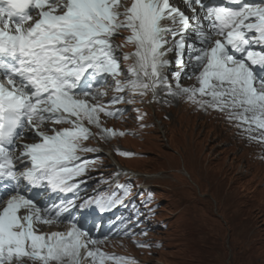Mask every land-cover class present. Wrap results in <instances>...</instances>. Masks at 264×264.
Instances as JSON below:
<instances>
[{
  "label": "snow or ice",
  "instance_id": "6c2138e0",
  "mask_svg": "<svg viewBox=\"0 0 264 264\" xmlns=\"http://www.w3.org/2000/svg\"><path fill=\"white\" fill-rule=\"evenodd\" d=\"M183 2L191 16L170 0H132L130 6L125 0H0V75L7 82L0 83V264H82L86 259L92 264H135L90 247L101 241L71 213L93 201L40 207L24 194L29 189L72 192L79 187L70 181L94 161L82 160L78 153L95 151L82 144L91 137L83 121L100 127V113L116 115L106 105L89 102L104 95L97 90L109 76L117 92L128 88L145 95L161 85L170 88L162 73L170 65L167 53L175 50L181 69L187 57L193 73H199L200 87H181L182 73L175 72L179 91L170 94L226 111L249 139L264 142V2L229 0L235 7ZM121 31L131 33L124 39L136 46L137 58V65L128 69L134 78L124 82L118 79L122 72L112 43ZM123 102L114 96L109 103ZM49 124L70 127L58 130ZM28 133L37 142L17 148L15 142ZM17 150L19 156L14 155ZM94 203L108 211L116 201ZM65 221L70 224L66 234H38V224Z\"/></svg>",
  "mask_w": 264,
  "mask_h": 264
},
{
  "label": "rangeland",
  "instance_id": "374dc122",
  "mask_svg": "<svg viewBox=\"0 0 264 264\" xmlns=\"http://www.w3.org/2000/svg\"><path fill=\"white\" fill-rule=\"evenodd\" d=\"M197 73L185 72L180 85L199 88ZM124 97L120 122L107 125L117 133L109 147L131 154L115 156L156 197L152 210L143 207L145 200L153 202L152 191L138 193L128 206L154 213L143 231L133 225L136 232L126 234L146 245L137 259L142 264H264V159L256 146L237 139L213 114L188 111L181 97L169 109ZM157 97L168 104L171 94L160 90ZM140 117H149L152 126L141 125ZM125 132L134 134L119 135ZM105 139L109 143L110 137ZM111 196L118 200L120 194Z\"/></svg>",
  "mask_w": 264,
  "mask_h": 264
},
{
  "label": "bare ground",
  "instance_id": "6f19581e",
  "mask_svg": "<svg viewBox=\"0 0 264 264\" xmlns=\"http://www.w3.org/2000/svg\"><path fill=\"white\" fill-rule=\"evenodd\" d=\"M202 2L207 5L208 2H206V0H202ZM170 3H172L174 6L180 8V10L184 11L186 14L188 12H190L188 9H187V6L184 4L183 0H170ZM197 11H199V8L197 7ZM164 24H166V21H164ZM192 40L194 41L195 40V37L193 36L192 37ZM191 42V41H190ZM185 73V72H184ZM183 73V74H184ZM186 73H193V70H192V67L190 65V70L186 71ZM198 74V73H197ZM194 74L191 75V77L193 76ZM195 76V75H194ZM197 76V75H196ZM196 78V77H195ZM196 86V85H195ZM183 87V86H182ZM194 88V87H193ZM165 98V97H164ZM167 98V96H166ZM209 98V97H208ZM167 101V100H166ZM197 123V122H196ZM53 226V225H50V227ZM64 225H59L58 226V229H64ZM49 226H46L44 227V229L42 230L43 232L46 233V231L48 230ZM48 233V232H47Z\"/></svg>",
  "mask_w": 264,
  "mask_h": 264
}]
</instances>
